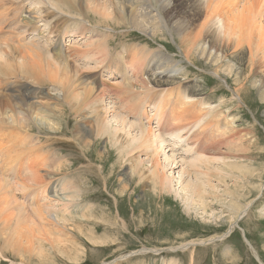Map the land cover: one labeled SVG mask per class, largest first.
<instances>
[{"label":"bare ground","instance_id":"1","mask_svg":"<svg viewBox=\"0 0 264 264\" xmlns=\"http://www.w3.org/2000/svg\"><path fill=\"white\" fill-rule=\"evenodd\" d=\"M5 1L15 5L8 15L12 31L19 38L18 44L4 42L0 48V147L14 145L3 151L6 157L0 160V169L5 173L0 178V199L3 198L0 227L14 233H2L6 245L17 251L18 246L19 249L30 247L39 239L37 236L44 240L52 238L54 233L46 229H52L50 223L63 227L67 222L98 214L88 209L96 205L85 202L78 177L55 180L49 195L43 194L48 184L35 170V163L51 168L48 157L40 154L39 148L29 144L21 146L31 137L27 128H31L29 131L63 129L62 115L67 109L78 116L74 119L76 133L72 134L84 142L89 159L102 155L91 146L93 140L104 139L105 149L110 147L98 168L104 182L109 181L104 176L107 166L111 170L127 167L121 177L125 176L130 184L123 182L121 194L128 192V187L130 190L149 187L157 197L167 195L177 199L188 214L213 223L218 219L229 223L223 235L190 241L180 245V249L221 240L229 230L232 233L237 221L249 212L251 201L243 205L241 199L245 195L240 190L253 178L249 175L251 158L233 154V145L238 146L237 140H246L256 132L240 130L236 124L239 118L226 113L229 104L231 108L240 109L239 101L247 104L253 93L264 102V0ZM4 16L8 17L6 13L1 14L0 29L6 27ZM129 29L152 39L177 40L183 59L203 61L219 78L232 80L236 84V95L228 100L222 86H218L221 94L216 103L204 95L202 87L190 88L191 92L187 93L185 90L173 93V89H168L171 83L192 71L186 70L164 49L152 50L140 43L124 45L120 54L126 72L123 82L127 86L122 85L117 91L105 78L103 86L95 88L83 77L85 72H97L105 64L119 66L117 60L114 63L109 59L113 56L111 44L117 38V31ZM60 36H64L65 42L80 36L86 38L79 44L71 42L66 47L69 52H63L65 45L60 48L61 45L53 44ZM24 41L28 44L22 43ZM43 82L56 87L52 89L54 94L52 91L45 94L48 102L37 103L34 99L42 93L38 87ZM113 93L117 97L113 98ZM142 112H148L149 118L145 119ZM161 116H167L169 121L162 120ZM70 123L66 129H70ZM222 148L230 153H221ZM29 157H33L34 162L28 161ZM14 166L16 172L22 171L20 190L31 192L33 199L46 201L43 209H34L36 217L19 211L17 205H23L24 201L17 203V192L13 193L8 187L10 182L5 177ZM111 176L114 180L115 174ZM229 179L234 186L229 184ZM227 190L234 192L230 196L228 218H222L223 210L215 215L212 207L215 204L210 200L225 203L223 197ZM97 238H92L95 246L107 245V241ZM245 238L249 243L248 236ZM53 241L62 251L68 248L60 241ZM27 251L21 253L24 259ZM38 252L40 256L44 254ZM255 255L258 259L256 251Z\"/></svg>","mask_w":264,"mask_h":264},{"label":"rangeland","instance_id":"2","mask_svg":"<svg viewBox=\"0 0 264 264\" xmlns=\"http://www.w3.org/2000/svg\"><path fill=\"white\" fill-rule=\"evenodd\" d=\"M2 1L3 0H0V16L2 13H6L8 17L6 18V16H4L3 20H5L6 27L2 29L1 26L0 29L2 30L0 31V48H2L4 42L18 44L19 39L18 35L12 31L10 26L11 20L8 15V13L14 11L15 5L13 2H9V4L8 1L4 0V3ZM6 7L8 8L6 9ZM3 8L6 10L4 11ZM110 25L115 27L114 24ZM6 28L11 29L8 31ZM8 32L10 35H8ZM143 35L141 32L133 29H129V31H117V38H115L111 44L113 56L109 59H113V62L117 60L119 66L114 65L112 67L105 64V66L97 72L87 70L83 76L87 78L85 80L87 82L89 81L95 88L100 87V85L102 87V79L104 80L105 78L107 79L106 82H109L110 85H114V87H112L116 88L117 91L118 89H122L120 88L122 85L127 86L126 83L123 82L126 72L122 66L120 54L124 50V45L127 47V44L140 43L143 46L148 45L152 50H158L159 47L162 48V50L164 49L168 55L172 56L174 59H178L186 70L189 69L192 71L187 77H182V79L175 80L174 83H171L168 89H173V93L183 92L182 90H185L187 93L190 91V88L195 89L197 87H202L204 89V95L213 98L216 103H219L221 94V92H218L220 88L218 86H222V91L226 92V99L229 100L231 95H236V91L234 90L236 84L232 80L227 78L224 79L223 77L219 78V76L215 74L214 69L212 67L208 68L203 61L200 62L198 59L195 61L183 59L184 55L180 51L177 40H173L169 37L170 39L163 41L158 37L152 39L150 36L147 37L145 34ZM82 36L85 35L83 34ZM82 36L74 40H68V45L64 47H68L71 42L76 41L75 44L83 42L84 40L82 39L86 37ZM26 42L28 41L22 43L28 44ZM164 46L167 48H163ZM65 52H69V50L67 49ZM112 70L115 71L113 72L115 75L111 73ZM94 79H99L102 84H95ZM54 87L56 86L50 82H45L42 86H39L38 88L42 93L37 94V99H34V101L37 103L48 102L49 100L45 94L52 91ZM33 89L35 88L33 87ZM52 93L54 94V91H52ZM111 95L114 96L113 98L117 97L114 93ZM239 104L241 107L240 109H238V107L235 109L236 106L231 108V104H229L226 114L229 116L230 114H234L239 118L236 124L240 127V130H254L256 133L246 137V140H237V142H239L238 146L236 144L233 145L235 148V152H232L233 154L248 155L251 158L249 160L251 166L249 175L253 176V178H251L250 184H248L247 187L240 190L245 195L241 199V203L244 205L251 201V203H249V212L241 221H237V227L232 233H230L229 230L221 240L216 239L203 245L180 249V245L190 241L207 240L223 235L228 231L229 223L224 220L220 221V219L217 220V223H213L210 220H203L201 216L188 214L177 199L167 195L157 197L149 190V187H137L135 190H133V188L130 190L128 187V192L121 194L124 185L123 182H125V184L126 182H130L128 179L125 181V176L121 177L127 167H116L114 170H111L109 166H107L106 171H104V176L107 177L109 181H107L108 183L104 182L103 176H101L98 168L102 165V157L107 154V150H109L110 147L108 146V148L105 149L104 139L93 140L91 146L95 147V150L102 153V155L96 158L92 156L93 158H90V160L87 156V148H84V142L76 136L73 137L72 134L73 132L76 133L75 129L77 126H75V120L78 116L76 117L71 114L67 109L66 113L62 115L64 121L63 129H56V131H53L42 128L41 130L29 131L31 128H27L31 137L25 139L21 146L29 144V146L39 148L37 150H40V154L43 155L44 153V156L47 155L48 157L46 160L49 161L48 166L51 168H44L35 163V170L41 174L43 180L46 179L44 182L48 184L45 189L47 193L44 191L45 193L43 192V194L46 196L47 194L49 195L51 184H53L55 180L78 177L80 178V187L84 191L85 202L90 201L96 205V207L92 206L88 209L94 210L98 212V214L85 219H77L74 222H67L65 225L62 224L63 227L50 223L49 227L52 229H46L48 231L51 230L54 233V237L52 236V238L50 237L44 240V238L37 236L39 239L34 240L33 245H30V247L24 246L26 249L20 248L21 250L18 246V251L16 248L14 250L12 246L8 247L2 235V233H14L9 229L3 230L0 227V246L1 250L3 249V252L0 251V264H109L110 262V264H263L264 102L257 96V93H253L251 99L247 100V104H245L244 101H239ZM118 105L120 106V103ZM125 109L127 110V108ZM136 115L135 110L134 118H136ZM142 115L145 119L150 116L148 112H145V114L142 112ZM161 118L164 121H169L167 116H161ZM69 121H71L70 129H66ZM153 125H156V123H153ZM9 145L8 148L0 147V160L6 157L3 151L14 146L12 143ZM220 152L230 153L227 148H222ZM28 161L34 162L33 157H31V159L29 157ZM7 173H10L5 177L7 181L10 182V184L8 183L9 189L13 193L17 192V200L19 201L17 203H24L21 206L15 203L20 207V210H18H22V214L25 216L28 214L36 217L34 209H43V205L46 204V201L44 199L39 200L40 198L33 199L34 195L31 192L27 194L20 190L18 183L21 181L20 176H22V171L17 170L16 172L12 167V170ZM4 174L2 169H0V178H2ZM111 174H115L114 180L111 178L113 177ZM228 182L231 186H234L232 180L229 179ZM232 192L234 191L227 190L224 194L223 199L225 203L221 202L219 199L213 200L211 198V203L215 204H212L215 215H218V213L223 210L224 215L222 218H228V207L230 206L229 201ZM1 199L3 198L1 197ZM86 206H88V204H86ZM86 213H91V211ZM204 216L207 218L209 217V215ZM246 233L250 244L246 241ZM17 234L18 233H16V235ZM13 237L16 238L14 235ZM93 237H98V240L107 241V245L102 247L95 246L92 240ZM53 240L64 243L68 248L62 251ZM28 248L33 251L29 253V251H27L29 250ZM22 250L27 251L25 259L23 258L24 256L22 257L21 253L24 254ZM38 250L42 251L45 255L43 254L40 256ZM255 251L258 253V259H261L262 263L256 258L257 255H255ZM30 256H33L32 259ZM78 258L79 260H74Z\"/></svg>","mask_w":264,"mask_h":264}]
</instances>
